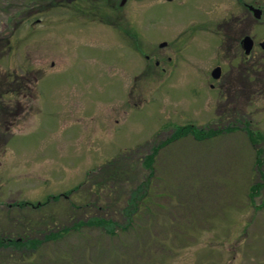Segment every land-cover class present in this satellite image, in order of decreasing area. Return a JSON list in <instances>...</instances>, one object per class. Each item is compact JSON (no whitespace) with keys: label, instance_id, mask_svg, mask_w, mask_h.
I'll return each instance as SVG.
<instances>
[{"label":"rangeland","instance_id":"1","mask_svg":"<svg viewBox=\"0 0 264 264\" xmlns=\"http://www.w3.org/2000/svg\"><path fill=\"white\" fill-rule=\"evenodd\" d=\"M243 35L264 0H0V79L42 73L0 115V264H264V67L227 108L211 77Z\"/></svg>","mask_w":264,"mask_h":264},{"label":"trees","instance_id":"2","mask_svg":"<svg viewBox=\"0 0 264 264\" xmlns=\"http://www.w3.org/2000/svg\"><path fill=\"white\" fill-rule=\"evenodd\" d=\"M29 73L30 72L25 74H14L12 72H5L3 75H1L0 94L11 93L15 94L17 98L20 97V99L18 98L19 100L15 103L16 107L11 106L10 104L5 105L0 101V115L2 118L1 124H3V126H5L7 129H9V126H11V124H14L15 119H13V117L18 115L21 116L20 114L31 107V102H33V100L37 98L36 86L42 73L37 72L35 75L31 74L33 76H31ZM24 100H26V102ZM19 101H21V103ZM188 134L193 135L195 138L204 139L209 136H215L217 133L215 130L211 129L205 131L201 128L197 129L193 125L181 126L173 131L172 135L169 137L170 139H166L164 144L167 143L168 140H172ZM156 152L157 148H154L152 149V152L146 156L148 166L151 164V162H153V158ZM21 243H24V241L21 240Z\"/></svg>","mask_w":264,"mask_h":264},{"label":"flooded vegetation","instance_id":"3","mask_svg":"<svg viewBox=\"0 0 264 264\" xmlns=\"http://www.w3.org/2000/svg\"><path fill=\"white\" fill-rule=\"evenodd\" d=\"M242 4L244 6H247V9H248V6L260 8L257 5L254 6L251 4H245L244 1H242ZM261 17H262V15H261ZM245 36L246 35H243L239 39V46H241V48H239V49H242V39ZM263 43H264V39L258 40L256 44L254 43V40H253V46H252V49L250 50L249 53H245L244 50L239 54L237 53V51H233L232 54H229L227 52V54H225L224 59L222 61L223 67L220 64L215 65V67H220V69H221L220 76L216 79L218 81V87L217 88L220 90V93H221V91L226 93L224 95V98H226V103L224 104L226 106V108L229 104L234 103V101H235V97L231 93V86L236 83V82H234V81H236L235 77H234L235 74L240 75L239 77H241V78L244 77L245 83H250L251 79H250L249 75L251 74L250 72H251L252 68L256 65V66H258V69L255 70V74H252L253 79H254L255 83H257V81L261 82V78L263 76L261 73V68L264 67V47L262 46ZM257 48H258V51H256ZM235 59H237L236 64H233V61ZM156 64H158V61H156ZM232 77H234V78H232ZM239 77L237 79L238 82L241 81L239 79ZM260 86L264 87V85L263 86L259 85V92L261 90ZM213 87H215V86L213 85ZM223 110H226V109H223ZM232 129L235 130L234 127H232L231 130ZM12 237L13 236H11V237L10 236L0 237V244L1 245L2 244L7 245V244L13 243V245H15V244L19 245L21 243L20 238L13 239Z\"/></svg>","mask_w":264,"mask_h":264},{"label":"water","instance_id":"4","mask_svg":"<svg viewBox=\"0 0 264 264\" xmlns=\"http://www.w3.org/2000/svg\"><path fill=\"white\" fill-rule=\"evenodd\" d=\"M250 11H252L253 15L255 18H260L261 17V14H262V11L261 9L259 8H254L253 6H249L248 7ZM166 43L165 42H162L160 44V46H164ZM252 46H253V41H252V38L250 36H245L243 39H242V47L245 51V53H249L250 50L252 49ZM264 47V43L262 45ZM220 67H216L212 70L211 72V75L213 78H218L220 76Z\"/></svg>","mask_w":264,"mask_h":264}]
</instances>
